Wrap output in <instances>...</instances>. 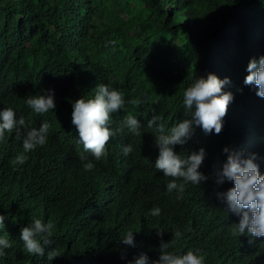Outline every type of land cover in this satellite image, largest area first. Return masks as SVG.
<instances>
[{
  "label": "trees",
  "instance_id": "obj_1",
  "mask_svg": "<svg viewBox=\"0 0 264 264\" xmlns=\"http://www.w3.org/2000/svg\"><path fill=\"white\" fill-rule=\"evenodd\" d=\"M260 55L264 0H0V109L13 107L30 127L50 124L47 144L28 152L22 165L15 160L23 152L15 132L0 141V214L7 215L0 236L11 244L0 264H127L141 254L158 259L160 241L175 236L158 237L142 217L147 204L138 193L161 186L147 120L159 115L165 129L174 126L188 118L182 96L192 77H228L223 90L234 99L222 131L206 135L195 126L174 151L186 156L203 147L202 163L214 173L226 158L224 147L247 157L241 150L245 134L251 122L264 124V98L243 80L248 61ZM101 83H111L129 101L112 114L111 127L134 115L141 135L123 128L100 161L85 153L95 165L86 172L71 103L91 97ZM48 88L55 110L32 112L25 100ZM136 98L144 102L130 103ZM128 144L133 151L124 156L122 145ZM263 161L264 153L255 163ZM214 186L207 181L198 188L214 193ZM34 218L52 225L45 253L57 256L50 262L27 253L19 239L20 228ZM217 223L204 228V238L182 237L169 251L200 249L205 264H264V256L246 252ZM126 231H134L133 247L119 241Z\"/></svg>",
  "mask_w": 264,
  "mask_h": 264
},
{
  "label": "clouds",
  "instance_id": "obj_2",
  "mask_svg": "<svg viewBox=\"0 0 264 264\" xmlns=\"http://www.w3.org/2000/svg\"><path fill=\"white\" fill-rule=\"evenodd\" d=\"M246 72L243 83L252 86L257 97L264 98V55L251 58ZM229 84L228 77L220 79L212 73L192 77L182 96L188 118L167 129L159 115L147 120V127L155 133L154 144L158 155L153 165L161 186L138 193L147 204L142 217L150 231L157 228L158 237L162 233L164 238L174 234L175 240L160 241L158 259L150 260L147 255L141 254L127 264H205V256L200 249L184 252L169 249L182 237L192 241L204 238V228L213 221L218 222L223 231L239 239L246 252L264 256V161L262 164L255 163L259 154L264 153V124L254 126L251 122L248 125L244 138L246 145L241 148L247 157L224 147L222 152L226 158L220 162L215 173L202 163L206 156L203 147L186 156L174 151V146L186 144L195 126L206 135L222 131L227 107L234 99L231 91L223 90ZM54 97L53 89H41L39 95L28 96L25 104L32 112L44 114L55 110ZM128 102L111 83H101L97 84L91 97L80 96L71 103V124L75 128L76 143L83 146L79 160L84 171L95 167L85 153H91L96 161H100L107 156L106 144L110 138L123 128L136 136L141 135L142 126L134 115H127L121 127H111L112 114L123 109ZM143 102L140 98L130 101L136 106ZM49 127L46 120L38 128L30 127L11 106L0 109V141L7 133L15 132L23 147V152L15 158L17 164H24L28 152L47 144ZM132 151L131 144L122 145L124 156ZM207 181L215 185L214 193H203L205 188H198ZM6 218V214H0V229H4ZM133 233L126 231L119 239L120 243L133 247ZM51 236L52 225L34 218L20 228L19 239L27 253L46 256L50 262L57 256L54 250L45 253V246L52 243ZM9 247L10 240L0 236V256L5 255L4 250Z\"/></svg>",
  "mask_w": 264,
  "mask_h": 264
}]
</instances>
